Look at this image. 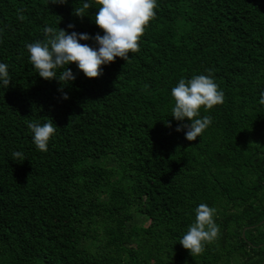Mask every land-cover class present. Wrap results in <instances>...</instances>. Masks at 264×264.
<instances>
[{
  "label": "trees",
  "instance_id": "obj_1",
  "mask_svg": "<svg viewBox=\"0 0 264 264\" xmlns=\"http://www.w3.org/2000/svg\"><path fill=\"white\" fill-rule=\"evenodd\" d=\"M58 2L0 0V264H263L264 0H156L139 52L91 79L69 63L66 85L41 78L25 46L46 26L104 33L94 0ZM196 75L224 102L201 107L212 123L187 141L171 89ZM48 118L41 152L27 124ZM202 203L219 235L192 257L179 240Z\"/></svg>",
  "mask_w": 264,
  "mask_h": 264
},
{
  "label": "clouds",
  "instance_id": "obj_2",
  "mask_svg": "<svg viewBox=\"0 0 264 264\" xmlns=\"http://www.w3.org/2000/svg\"><path fill=\"white\" fill-rule=\"evenodd\" d=\"M67 0H59V4ZM56 4V3H54ZM98 6L94 21L103 31V36L97 34L89 36L87 33L75 31L66 33L58 27L43 29L44 40L27 44L25 47L29 53V62L36 73L45 80H58L61 85H66L75 79L71 69L66 66L75 63L78 69L87 78H97L101 73V65L114 62L119 57L129 59V53L140 51L139 41L143 36L149 22L154 19L157 7L156 0H94ZM92 3L84 2L82 7L74 9V15L85 16V10L92 7ZM23 19V16H20ZM73 28V24H68ZM93 40L98 48L81 44L79 41ZM57 69H62L59 76ZM8 65L0 63V82L7 88L10 83ZM174 99L172 116L176 121H184L187 118L190 123L180 124L176 131L187 129L185 139L195 141L212 123L211 117L199 116V110H205L224 102V93L210 75H196L190 80L180 79L178 84L171 89ZM260 104L264 105V92L260 94ZM64 99H68L64 94ZM167 127L171 124L164 122ZM32 135V142L41 152L48 150V142L56 132L52 120L42 125L38 122L27 124ZM15 159H25L19 151L12 153ZM215 208L206 204H200L195 209V220L188 227L187 232L179 240L182 247L189 251L192 257L200 255L205 250V245L214 242L219 235V226L214 222Z\"/></svg>",
  "mask_w": 264,
  "mask_h": 264
},
{
  "label": "rangeland",
  "instance_id": "obj_3",
  "mask_svg": "<svg viewBox=\"0 0 264 264\" xmlns=\"http://www.w3.org/2000/svg\"><path fill=\"white\" fill-rule=\"evenodd\" d=\"M149 225H150V222L147 219L141 218V225L140 226H149Z\"/></svg>",
  "mask_w": 264,
  "mask_h": 264
},
{
  "label": "water",
  "instance_id": "obj_4",
  "mask_svg": "<svg viewBox=\"0 0 264 264\" xmlns=\"http://www.w3.org/2000/svg\"><path fill=\"white\" fill-rule=\"evenodd\" d=\"M264 225V223L261 224V226ZM245 234V233H244ZM264 264V263H263Z\"/></svg>",
  "mask_w": 264,
  "mask_h": 264
}]
</instances>
